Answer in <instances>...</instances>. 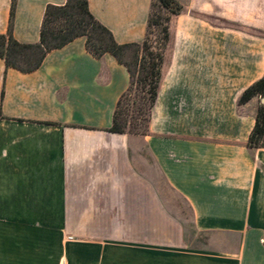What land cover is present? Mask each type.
<instances>
[{"label": "crops", "instance_id": "crops-1", "mask_svg": "<svg viewBox=\"0 0 264 264\" xmlns=\"http://www.w3.org/2000/svg\"><path fill=\"white\" fill-rule=\"evenodd\" d=\"M64 2L15 0L12 38L37 43ZM175 2L144 135L108 131L129 76L83 38L30 73L0 59V264H264L258 100L237 104L264 75V0ZM150 4L87 0L117 45L143 41Z\"/></svg>", "mask_w": 264, "mask_h": 264}, {"label": "trees", "instance_id": "trees-1", "mask_svg": "<svg viewBox=\"0 0 264 264\" xmlns=\"http://www.w3.org/2000/svg\"><path fill=\"white\" fill-rule=\"evenodd\" d=\"M14 3L15 0H11L9 30L5 35H0V59L3 60L5 67L20 73H30L39 68L43 58L50 51L60 49L76 38H83L85 50L92 57L99 59L104 54L111 55L125 68L129 76V86L116 103L108 131L125 134L123 130L125 120L121 118L118 106L126 93L135 86L139 88L140 99L146 104L147 113L143 130L135 134L144 135L161 81L165 51L171 40L169 22L171 17L181 10L175 0H151L143 41L124 45H117L109 31L92 17L88 11L87 0H65L59 6L47 5L39 29L38 42L20 44L10 34ZM155 11L158 13L155 14ZM160 12L163 13L162 17L159 15ZM152 29L159 36L155 52H152L148 45V36ZM128 51L131 52V61L124 58ZM253 98L258 100V105L246 147L261 148L264 147V104H261L259 99L264 98V75L242 91L237 104H245Z\"/></svg>", "mask_w": 264, "mask_h": 264}, {"label": "rangeland", "instance_id": "rangeland-1", "mask_svg": "<svg viewBox=\"0 0 264 264\" xmlns=\"http://www.w3.org/2000/svg\"><path fill=\"white\" fill-rule=\"evenodd\" d=\"M157 13L158 12L155 11V14ZM159 15L162 17L163 13L160 12ZM158 38L159 36L157 35L156 31L152 29L148 36L149 39L148 45L152 52H155L158 47V43H159ZM130 55H131L130 51L126 52L124 55L125 60L131 61ZM140 96L141 93L139 91V88L132 86L130 91L126 93V95L121 99L119 103L118 111L120 113L121 118L125 120V126L123 127V130L127 135L140 136L139 134H135V133H139L144 128L145 120L147 117L146 104L143 101H141ZM189 232L191 231L189 230ZM206 242H207V237L203 235H198L195 241L191 243V245L199 246L206 244Z\"/></svg>", "mask_w": 264, "mask_h": 264}, {"label": "water", "instance_id": "water-1", "mask_svg": "<svg viewBox=\"0 0 264 264\" xmlns=\"http://www.w3.org/2000/svg\"><path fill=\"white\" fill-rule=\"evenodd\" d=\"M260 103H261V104H264V98H261V99H260Z\"/></svg>", "mask_w": 264, "mask_h": 264}]
</instances>
